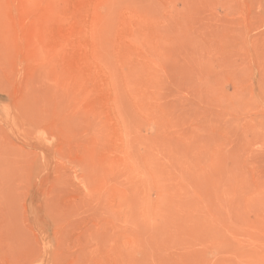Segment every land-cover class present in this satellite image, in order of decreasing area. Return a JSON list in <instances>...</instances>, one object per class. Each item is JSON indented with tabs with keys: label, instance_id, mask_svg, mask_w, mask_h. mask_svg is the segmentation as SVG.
<instances>
[{
	"label": "rangeland",
	"instance_id": "rangeland-1",
	"mask_svg": "<svg viewBox=\"0 0 264 264\" xmlns=\"http://www.w3.org/2000/svg\"><path fill=\"white\" fill-rule=\"evenodd\" d=\"M0 264H264V0H0Z\"/></svg>",
	"mask_w": 264,
	"mask_h": 264
}]
</instances>
